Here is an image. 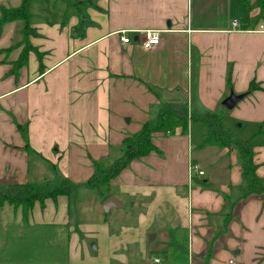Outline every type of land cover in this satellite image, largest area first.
Segmentation results:
<instances>
[{
	"label": "crops",
	"instance_id": "obj_1",
	"mask_svg": "<svg viewBox=\"0 0 264 264\" xmlns=\"http://www.w3.org/2000/svg\"><path fill=\"white\" fill-rule=\"evenodd\" d=\"M7 2L0 0V15L2 7L14 8ZM69 6L61 21H29L28 41L41 58L30 51L20 67L21 23L0 27V185L38 183L45 171L37 166L49 162L64 179L88 186L93 162L172 98L185 104L188 125L185 133L152 134L162 155L132 159L109 180L102 201L114 196L124 204L120 217L133 213L120 228L86 222L84 207L86 219L71 218L68 195L36 201L27 220L12 207L15 220L29 227L68 230L66 259L47 264H153L154 258L158 264H264V191H248L238 146L244 143L200 144L202 118L221 114L231 92L244 94L232 116L240 126H258L251 158L264 179V144L256 142L264 133V17L257 20V10L236 0H72ZM78 7L87 18L81 32ZM146 29L161 31L149 49L139 43ZM121 31L129 43L120 41ZM194 122L201 129L195 138ZM5 254L0 264H35Z\"/></svg>",
	"mask_w": 264,
	"mask_h": 264
},
{
	"label": "rangeland",
	"instance_id": "obj_2",
	"mask_svg": "<svg viewBox=\"0 0 264 264\" xmlns=\"http://www.w3.org/2000/svg\"><path fill=\"white\" fill-rule=\"evenodd\" d=\"M19 1L20 0H8L5 6L16 7L19 4ZM71 1L72 0H27L29 21L34 25H38L41 21H61L64 18L66 19L69 12H64L63 10L70 7L69 4ZM243 6L246 7V5ZM18 22H20L23 27L24 23L22 21H15V25H19ZM31 35L33 34H30V36ZM18 36H21V32H18ZM222 111L223 112L219 114L222 118L221 125L218 126L220 129L215 130L228 140L229 145L236 148L239 142H243L244 144L249 143L251 145L254 144L255 141L252 140L251 134L252 132H256L258 126L255 127L252 123H243V125L240 126V120H237L232 116L233 108L227 109L223 106ZM155 117L156 116H154L153 113L150 114L148 122L150 121L151 123H155ZM207 121L214 125L213 118L210 119L207 117ZM199 127L200 124L198 122L193 123V138L200 136L199 134L201 129H199ZM129 134L130 133L128 132L127 135ZM258 135L261 136L257 138L256 142L264 144V133L262 132ZM120 145L113 148L110 154L102 161L93 162L95 175L92 181L95 187L72 182L71 183L73 185L66 186L67 183L60 181L64 179L62 173L57 172L54 174L50 170L48 163V166L46 167L42 164L37 166L39 171H45L43 172L45 173V176L38 174L40 176L37 175L38 183L36 184L39 188L44 190L51 189L60 184L59 186H62L64 191H68L67 193L70 197L68 203L73 208L72 210L74 212V215L70 213L69 216L71 218L76 216L77 218L84 217V219H86L81 213V210L84 207L83 212L86 213V222H106V224H108V226L110 225L112 228H120L127 220H131V218H133V213L126 215V217H120V214L125 210H122L119 207H111L108 212H104L101 207L103 203V197L101 196L106 194L108 187V181L106 183V179L104 178V174L107 173L106 166L109 164L108 161H111V164H113V160L116 161L123 155V148L121 149ZM55 166L57 169L58 167L56 164ZM86 187H89L88 189L90 190ZM91 190L92 192H90ZM125 206V209H127L129 204L126 203ZM75 209H77V211H74ZM16 212L18 214L20 211L17 210ZM17 218L19 217L16 216L15 211L12 210V206L5 205L0 208V255L1 253H6L7 251L8 254L5 255H7V258L10 260H24L35 264L54 263L66 259L67 246L69 243V236L67 234L68 230L66 228L50 229L48 228L49 226L33 225L29 227L25 222L23 223L15 220ZM83 221L85 220H82V222ZM117 221L119 224H117Z\"/></svg>",
	"mask_w": 264,
	"mask_h": 264
},
{
	"label": "trees",
	"instance_id": "obj_3",
	"mask_svg": "<svg viewBox=\"0 0 264 264\" xmlns=\"http://www.w3.org/2000/svg\"><path fill=\"white\" fill-rule=\"evenodd\" d=\"M240 5H246L248 11L257 10L256 19L264 17V0H236ZM86 1H80L76 3L78 6ZM78 26L77 29L81 32L83 27L87 23V18L85 17L83 11L78 7L77 12ZM22 21L23 27L21 29L22 40L21 43L24 44L19 59L16 61V66L20 67L24 65L28 58V53L30 51L35 52L38 58H41L40 53L35 47L29 44L28 37L30 34H34L33 29L30 27V22L27 12V0H21L20 4L14 8H1L0 15V27L5 22L10 21ZM253 82L250 83V88H254ZM207 117L214 119V125L207 121ZM207 117L202 118V122L206 126V132L203 135L201 145H215L219 147H225L229 145L228 140L221 135L217 130L210 129L213 126L220 125L221 118L217 114H208ZM191 121L198 120L193 117H189ZM188 125V115L186 106L178 98H172L167 101L166 106L158 113L155 123L146 121L142 124L140 129L134 133L126 135L120 148H123V155L113 162L109 168H107V173L104 174V178L109 182L114 176H116L122 169H124L128 163L135 158H139L149 154L150 152H156L162 155L161 151L152 143L151 137L154 133H164L171 134L176 128H181V132L185 133ZM218 125V126H219ZM28 144H26V147ZM240 155L243 160V171L244 175L248 179V191L249 192H261L264 191V179L258 178L255 174V165L252 162L251 153L252 145L239 143ZM119 148V149H120ZM31 153L37 154L34 150L30 149ZM40 156V155H39ZM50 170L56 174V167L52 163L47 162ZM47 165V166H48ZM95 175V170L93 174L88 178L87 184L91 187H95L92 181ZM62 182L68 185H73L70 181L63 179ZM60 184L54 186L51 189H41L33 182L25 183H14L8 185H0V208L5 204L12 205L15 209H20L22 217L27 220L28 214L32 209L34 203L37 201L40 204L44 202L45 199H56L58 195H68V191H64Z\"/></svg>",
	"mask_w": 264,
	"mask_h": 264
},
{
	"label": "built area",
	"instance_id": "obj_4",
	"mask_svg": "<svg viewBox=\"0 0 264 264\" xmlns=\"http://www.w3.org/2000/svg\"><path fill=\"white\" fill-rule=\"evenodd\" d=\"M232 24V28L237 29L238 26V21L236 19H233L231 21ZM160 30L157 29H146L143 31H140V35H142V38L140 40V45L144 48V49H149L154 45H157L159 43L160 40ZM119 39L122 43H129L130 42V38L127 37L125 35L124 31H121V33H119ZM189 171L191 172H197L198 175H202L203 171L201 169H199V167L197 165H189L188 166ZM159 263V259L158 258H154L153 259V264H158ZM230 264H232V261H229Z\"/></svg>",
	"mask_w": 264,
	"mask_h": 264
},
{
	"label": "water",
	"instance_id": "obj_5",
	"mask_svg": "<svg viewBox=\"0 0 264 264\" xmlns=\"http://www.w3.org/2000/svg\"><path fill=\"white\" fill-rule=\"evenodd\" d=\"M244 97V94H234L230 93L223 101L222 105L227 108H233L238 101H240ZM102 210L104 212H108L111 207H123V204L120 203L114 196H108L101 205ZM154 238V235L150 236V239Z\"/></svg>",
	"mask_w": 264,
	"mask_h": 264
}]
</instances>
